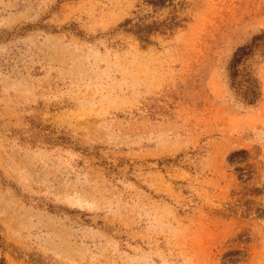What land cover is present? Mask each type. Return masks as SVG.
Here are the masks:
<instances>
[{
    "label": "rangeland",
    "instance_id": "rangeland-1",
    "mask_svg": "<svg viewBox=\"0 0 264 264\" xmlns=\"http://www.w3.org/2000/svg\"><path fill=\"white\" fill-rule=\"evenodd\" d=\"M0 264H264V0H0Z\"/></svg>",
    "mask_w": 264,
    "mask_h": 264
}]
</instances>
